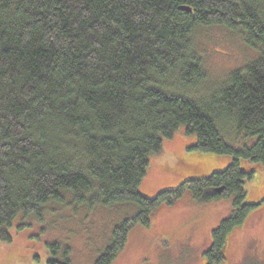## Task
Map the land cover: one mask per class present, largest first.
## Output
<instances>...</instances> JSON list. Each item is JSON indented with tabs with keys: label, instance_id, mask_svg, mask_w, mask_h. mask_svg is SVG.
<instances>
[{
	"label": "trees",
	"instance_id": "obj_1",
	"mask_svg": "<svg viewBox=\"0 0 264 264\" xmlns=\"http://www.w3.org/2000/svg\"><path fill=\"white\" fill-rule=\"evenodd\" d=\"M213 26L256 53L207 91L210 75L193 47L196 32ZM178 131L196 138L189 148L230 155L231 164L143 196L151 156ZM242 134L256 141L228 140ZM258 168L264 0H0V240H13L20 214L43 221L46 205L69 194L82 204L135 203L137 214L95 263L113 264L130 229L149 225L189 186L198 201L234 198L206 252L208 264H222L229 233L254 206L244 202L245 185ZM49 247L47 264H72L70 247Z\"/></svg>",
	"mask_w": 264,
	"mask_h": 264
},
{
	"label": "rangeland",
	"instance_id": "obj_2",
	"mask_svg": "<svg viewBox=\"0 0 264 264\" xmlns=\"http://www.w3.org/2000/svg\"><path fill=\"white\" fill-rule=\"evenodd\" d=\"M194 40V51L210 75L203 82V89L210 87L207 91L212 85L219 87L256 53L247 48L240 34L225 27L201 28ZM241 136L228 140L239 148L256 141ZM195 141L181 131L165 140L161 152L150 158L139 187L143 196L154 198L160 192L177 190L188 178L201 179L231 164L230 155L189 148ZM187 163L194 165L187 167ZM245 188L244 202L254 206L244 223L229 233L222 264H264V169L258 168ZM67 196L65 203L46 205L43 221L22 214L14 220L13 240H0V264H47L55 256L49 244L55 242L70 247L72 264H95L111 244L115 229L138 212L135 203L106 206L95 200L82 204ZM234 210L233 197L202 202L186 186L177 202L158 210L149 225L136 224L130 229L125 248L113 264H208L206 252L213 245V231ZM22 223L25 226L20 228Z\"/></svg>",
	"mask_w": 264,
	"mask_h": 264
}]
</instances>
